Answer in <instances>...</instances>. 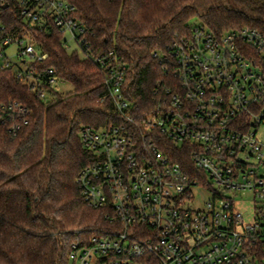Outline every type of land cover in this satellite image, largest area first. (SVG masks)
<instances>
[{
  "label": "built area",
  "instance_id": "built-area-1",
  "mask_svg": "<svg viewBox=\"0 0 264 264\" xmlns=\"http://www.w3.org/2000/svg\"><path fill=\"white\" fill-rule=\"evenodd\" d=\"M74 14L66 0H0V65L39 98L60 83L53 70L37 75L50 57L40 36L58 32L65 50L105 74L113 122L82 128L91 158L76 183L108 227L79 237L70 264H264V35L200 23L154 53L166 84L140 125L127 63L92 50ZM30 116L17 102L0 107L14 136ZM248 195L250 220L239 208Z\"/></svg>",
  "mask_w": 264,
  "mask_h": 264
},
{
  "label": "trees",
  "instance_id": "trees-1",
  "mask_svg": "<svg viewBox=\"0 0 264 264\" xmlns=\"http://www.w3.org/2000/svg\"><path fill=\"white\" fill-rule=\"evenodd\" d=\"M66 1L87 27L90 48L100 54L115 51L127 63L140 125L146 107L154 106L157 83L166 84L154 53L190 35L193 20L217 35L245 27L264 35V0ZM61 42L58 32L40 36L38 43L50 57L37 75L53 70L73 87L69 93L45 86L50 98L41 99L0 65V107L17 102L31 113L17 136L0 125V264H70L79 237L108 227L103 213L85 205L76 183L91 158L81 143L82 128L113 122L105 74Z\"/></svg>",
  "mask_w": 264,
  "mask_h": 264
},
{
  "label": "rangeland",
  "instance_id": "rangeland-1",
  "mask_svg": "<svg viewBox=\"0 0 264 264\" xmlns=\"http://www.w3.org/2000/svg\"><path fill=\"white\" fill-rule=\"evenodd\" d=\"M201 22L198 19L193 20V22L191 23L192 27H194L195 25H199ZM73 52V50L70 51V53ZM30 62V61H29ZM55 89L61 93V94H66L69 93L71 91H73V87L68 84V83H63L60 82ZM201 200V199H200ZM199 200V201H200ZM202 201V200H201ZM252 200H251V196H247L245 198V200H243V202H240L239 208L244 211L246 213V215H249L247 217V220H250L252 215H253V208H252ZM197 207L199 206V204L197 203L196 205Z\"/></svg>",
  "mask_w": 264,
  "mask_h": 264
},
{
  "label": "water",
  "instance_id": "water-1",
  "mask_svg": "<svg viewBox=\"0 0 264 264\" xmlns=\"http://www.w3.org/2000/svg\"><path fill=\"white\" fill-rule=\"evenodd\" d=\"M7 7V6H6Z\"/></svg>",
  "mask_w": 264,
  "mask_h": 264
}]
</instances>
